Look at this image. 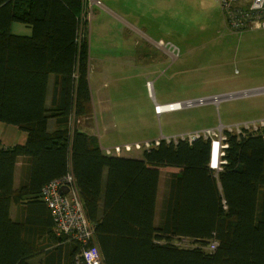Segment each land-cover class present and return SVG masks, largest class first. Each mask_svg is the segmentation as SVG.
<instances>
[{
    "label": "trees",
    "instance_id": "trees-1",
    "mask_svg": "<svg viewBox=\"0 0 264 264\" xmlns=\"http://www.w3.org/2000/svg\"><path fill=\"white\" fill-rule=\"evenodd\" d=\"M84 12V0H0V123L27 135L0 142V264H85L81 251L93 245L103 264H264V127L224 129L217 170L202 137L161 140L141 159L105 155L80 123L93 112ZM13 22L30 35L12 33ZM167 167L176 171L164 177L155 224ZM68 173L93 226L86 244L56 235L42 197Z\"/></svg>",
    "mask_w": 264,
    "mask_h": 264
},
{
    "label": "rangeland",
    "instance_id": "rangeland-1",
    "mask_svg": "<svg viewBox=\"0 0 264 264\" xmlns=\"http://www.w3.org/2000/svg\"><path fill=\"white\" fill-rule=\"evenodd\" d=\"M99 1L101 5L84 0L88 39H105L101 48L122 56L109 62V67L106 62L104 69L97 67L106 86L93 82V117L80 121L94 125L102 147L206 129L213 130L214 137L223 129L237 134L248 123L264 118V28L229 30L215 0ZM152 40H161L172 52ZM145 82L146 95L142 93ZM147 82L152 83L151 95ZM200 98L213 100L154 112L155 103ZM4 127L0 123V135ZM159 171L155 224L164 177L176 169ZM174 242L193 245L188 239Z\"/></svg>",
    "mask_w": 264,
    "mask_h": 264
},
{
    "label": "built area",
    "instance_id": "built-area-1",
    "mask_svg": "<svg viewBox=\"0 0 264 264\" xmlns=\"http://www.w3.org/2000/svg\"><path fill=\"white\" fill-rule=\"evenodd\" d=\"M91 1L97 5H101L99 0ZM215 2L220 6L224 26H226L229 30L233 32H241L250 29L264 28V0H215ZM147 84L150 87V83ZM189 102L190 101L176 103L185 105ZM172 104L175 103H169V108H172ZM154 109L156 113L160 112L158 105H155ZM78 121L79 120L76 122ZM250 126L254 127V130L258 127H264V118L257 119L255 122H250L245 126V128L243 126V128L250 130ZM227 130L230 131V129ZM213 134V130L206 129L181 134L175 137L160 136L154 140L117 144L111 147H101V149L105 155L124 156L133 150H147L153 145H158L161 140L170 142L171 140L176 141L177 139H183L188 142H192L196 138L202 137L204 139H210L211 141L209 166L212 169L217 170L220 169V158L223 155L222 149L226 145L222 143L224 140L222 132H220L217 137H214ZM214 147H216L217 153V162L215 164L212 162ZM62 186H66L68 188L66 193L60 192V188ZM42 197L51 209L54 222L53 230L56 235L60 236L63 234L71 236L73 238H77L84 244H86L89 239L93 238V226L86 217L72 174L68 173L48 182L45 186H43ZM214 245V242L211 243L209 248L212 249ZM80 258L85 264H103L100 252L95 245L88 248L84 247L81 251Z\"/></svg>",
    "mask_w": 264,
    "mask_h": 264
},
{
    "label": "crops",
    "instance_id": "crops-1",
    "mask_svg": "<svg viewBox=\"0 0 264 264\" xmlns=\"http://www.w3.org/2000/svg\"><path fill=\"white\" fill-rule=\"evenodd\" d=\"M106 10H108V9H106ZM111 14H114V13H111ZM115 16L118 17L116 14H115ZM117 23L120 24L119 21H117ZM111 25H113V24H111ZM10 29H11L12 33L17 34V35H30V33H31L30 27L24 23H21V22H13ZM104 40L105 39L98 38V37L94 40L91 39L90 41L88 39V42H89L88 82H89V89H90V95H91L92 109H93L92 98H93L94 90H95V89L93 90V88H92L93 82L97 83V81L99 80V84H98L99 87L106 86L105 80H103L104 83H102V78H101L102 70L101 71L98 70L97 67L101 66L102 69H104L105 67L103 68V62L108 63L107 66L109 67V62H114L116 58L122 57L121 55L116 56L115 54H111L108 51H106L105 49L101 48V43ZM152 42L156 43V45H158V46H161V48L163 50H165L166 52H168V53L172 52V51H169V49H167L166 47H163V45L161 44V40H158V41L152 40ZM93 46H94V48H93ZM124 64H126V63H124ZM93 65H94V67H93ZM94 68L96 69L95 71H93ZM106 69H107V67H106ZM147 83H150V82H147ZM145 84H146V82L144 84H142V86H145V88L144 87L142 88V93H144L146 95L147 90H146ZM151 84L152 83H150V87H149L150 88V92H149L150 95L153 93ZM98 92H99L98 94L101 93L99 90H98ZM95 93H96V91H95ZM50 98H51V83H50V93L48 91V98H47L48 102H50ZM155 104H157V103H155ZM154 107H155V105H154ZM154 112H155V109H154ZM82 124H81L82 125L81 128L83 130H86L88 133L96 135L95 130H94V125L92 126L90 124V126H87V124H85V121H83ZM4 125H5V127L3 128V132L0 135V142L2 144H4L5 146H11L14 144L22 145L25 143L26 137H27L25 132L20 131L17 128V126H15V125H8V124H4ZM154 139H156V138H154ZM154 139L153 138L152 139L140 138V139H135V140H130V141H124L122 143H114V144L109 143L107 147H111V146H114L117 144L133 143V142H140V141L154 140ZM133 153H131V154L129 153L125 157L138 158V159H141L143 157V151H137L136 150ZM21 166H22V157H17L16 163H15V168H14V186L15 187H17L19 185ZM13 207H14V205L11 206V210H10V214L12 217H14V215H15V207L14 208Z\"/></svg>",
    "mask_w": 264,
    "mask_h": 264
},
{
    "label": "bare ground",
    "instance_id": "bare-ground-1",
    "mask_svg": "<svg viewBox=\"0 0 264 264\" xmlns=\"http://www.w3.org/2000/svg\"><path fill=\"white\" fill-rule=\"evenodd\" d=\"M169 106H170L169 104L158 105L160 111H161V110H169V109L180 108V107H183L184 105L175 102V104H172V108H169ZM212 162H213V164H215V163L217 162L216 147H214V150H213Z\"/></svg>",
    "mask_w": 264,
    "mask_h": 264
},
{
    "label": "water",
    "instance_id": "water-1",
    "mask_svg": "<svg viewBox=\"0 0 264 264\" xmlns=\"http://www.w3.org/2000/svg\"><path fill=\"white\" fill-rule=\"evenodd\" d=\"M210 100H213L212 98H208V99H204V98H200V99H197V100H189L190 102L188 104H185L184 106H188V105H193V104H197V103H202L204 101H210ZM163 111V110H161ZM68 191V188L66 186H62L60 188V192L61 193H66Z\"/></svg>",
    "mask_w": 264,
    "mask_h": 264
},
{
    "label": "clouds",
    "instance_id": "clouds-1",
    "mask_svg": "<svg viewBox=\"0 0 264 264\" xmlns=\"http://www.w3.org/2000/svg\"><path fill=\"white\" fill-rule=\"evenodd\" d=\"M187 101H189V100H187ZM176 102H179V101H176ZM182 102H186V101H182ZM169 103H175V102H169ZM169 103H165V104H169ZM155 105H162V104H155ZM164 105V104H163ZM184 107V106H183ZM180 108H182V107H180ZM180 108H178V109H180ZM178 109H175V110H178ZM164 111H173V110H163V111H160L159 113H156V114H160V113H162V112H164ZM166 137H168V136H166ZM159 138V137H158ZM102 150V149H101ZM109 156V155H108ZM124 156H126V155H124Z\"/></svg>",
    "mask_w": 264,
    "mask_h": 264
}]
</instances>
